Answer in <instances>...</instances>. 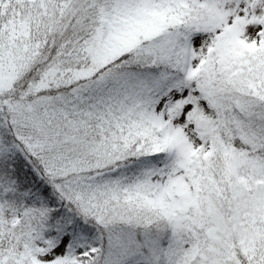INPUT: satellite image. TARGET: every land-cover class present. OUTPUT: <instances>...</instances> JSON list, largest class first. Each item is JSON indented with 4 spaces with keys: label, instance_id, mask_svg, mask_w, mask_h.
<instances>
[{
    "label": "snow or ice",
    "instance_id": "obj_1",
    "mask_svg": "<svg viewBox=\"0 0 264 264\" xmlns=\"http://www.w3.org/2000/svg\"><path fill=\"white\" fill-rule=\"evenodd\" d=\"M0 264H264V0H0Z\"/></svg>",
    "mask_w": 264,
    "mask_h": 264
}]
</instances>
